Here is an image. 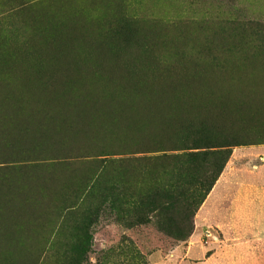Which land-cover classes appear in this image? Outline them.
<instances>
[{"label":"rangeland","instance_id":"rangeland-1","mask_svg":"<svg viewBox=\"0 0 264 264\" xmlns=\"http://www.w3.org/2000/svg\"><path fill=\"white\" fill-rule=\"evenodd\" d=\"M157 34L165 38L168 47L163 54L165 59L161 54L156 55L165 60V64L206 62L220 58L225 49L229 50L225 53L227 65L223 77L215 80L227 89L222 95L228 94L227 100L222 98L225 119L222 113L217 112L221 117L215 115L216 107L215 110L208 103L211 98L205 100L207 106L194 94L195 90L190 94L180 83L155 81L162 88L176 87L182 101L194 99L192 102L200 106L188 109L190 112L184 115L181 113V117L175 116L173 126L164 132H145L147 135L143 131L135 132L108 141L31 142L23 139L24 136L19 139V136L4 133L0 136V264H197V260L186 255L187 247L194 243L210 249V254L217 252L214 264H224V257L218 252L229 237L227 232L209 227L195 232L197 212L193 206L204 195L206 186L223 171L232 149L264 145V0H0V74L11 69L20 77L16 80H26L32 87L40 86L42 91L79 76L81 86L88 88L86 83L92 84L89 78L93 77L90 72L88 76L87 69L80 70L87 74L69 69L66 73L71 72V77L66 81L65 68L96 59L119 61L131 50L133 53L150 50L147 42ZM223 42L227 45L222 46ZM107 69H104L109 70L107 74L100 71L102 74L94 77L98 80L101 76L98 81L95 79V84L102 82L104 72L109 78L112 69ZM118 70L115 69L116 74L112 71L110 77L125 74L135 79L134 84L137 82L138 73L131 76L123 69L119 74ZM142 70L140 68V74ZM61 73L62 78L59 77L65 78L63 81L58 77ZM83 75L85 79L88 76V82L83 81ZM139 77L138 85L143 83L149 88L143 93L145 99L152 100L155 93L159 97L160 87L156 91L154 82L151 83L154 79ZM143 78H148V82ZM204 78L207 76H199L195 83ZM12 81L15 82L14 78L10 83ZM101 82L99 87V83L97 87L92 84L95 91L103 90L100 87L105 82ZM68 83H63L62 87H68ZM91 84L88 89L92 91ZM5 88L0 87V94ZM149 90L153 95L148 97ZM109 91L111 93L107 94L115 93L112 89ZM192 92L196 96L193 99ZM220 92L217 94L221 95ZM115 95H108L113 97L110 99L112 107L117 102L118 94ZM139 95V101L150 109L166 97L161 95V99L155 97L151 102L138 94L133 95V100ZM175 97L172 98L176 100ZM72 98L70 102L66 100L70 104L65 107L68 110L78 100ZM95 98V107L102 105L106 109V99L102 97L105 104H100L99 95ZM94 101L89 105L91 109ZM192 102L182 103L178 111ZM78 103V107L73 104V110H81L75 111L77 115L72 110L74 114L64 111L63 107L62 112L70 115L57 111L61 108L56 110L66 117L64 125L73 114L74 119H71L77 129V119L87 123L94 114L95 109L86 108L84 103V106L79 103V108ZM3 105L0 108H4ZM102 106H99L100 112L104 109ZM84 109L91 110L89 117L84 116L87 120L78 115H84ZM8 110L0 112L4 113L0 122L5 123L0 124L7 125V129H10L8 122L13 129L22 127L18 121L24 116L16 113L15 120H11L14 115L9 114L13 118H8L9 115H5ZM43 110L46 117L55 113L40 109ZM103 111L99 113L104 115ZM36 114L40 119L41 113ZM28 115V120L34 119L32 114ZM108 115L105 116L113 118ZM75 116L80 118L75 119ZM219 117L226 120L225 126L219 125ZM25 118L20 120L24 119L25 123ZM59 120L62 119L53 123L49 119L47 124ZM40 121L34 125L32 120L30 124L34 128L46 124L43 120L36 125ZM74 128L69 127L73 132ZM80 134L78 136L82 137ZM176 192L179 196L171 197ZM222 193L221 189L220 201ZM237 261L235 264H240Z\"/></svg>","mask_w":264,"mask_h":264},{"label":"bare ground","instance_id":"bare-ground-1","mask_svg":"<svg viewBox=\"0 0 264 264\" xmlns=\"http://www.w3.org/2000/svg\"><path fill=\"white\" fill-rule=\"evenodd\" d=\"M139 51V50H138ZM133 54V53H132ZM131 55V54H130ZM133 55H135V54H133ZM143 56V55H142ZM149 56V55H148ZM150 57V56H149ZM151 58V57H150ZM124 59H125V57H124ZM127 59V58H126ZM131 59V58H130ZM148 59V58H147ZM104 61V60H103ZM112 62H114V61H112ZM123 62V61H122ZM144 62V61H143ZM149 62H152V61H149ZM117 63V62H116ZM145 63V62H144ZM96 64H97V62H96ZM96 64H94V65H96ZM121 64V63H120ZM128 64V63H127ZM133 64V63H132ZM85 65V64H84ZM99 66H100V64H99ZM106 66V65H105ZM131 66V65H130ZM129 66V67H130ZM142 66L144 67V65L142 64ZM73 67V66H72ZM95 67V66H94ZM101 67V66H100ZM107 67V66H106ZM115 67V66H114ZM121 67H122V64H121ZM80 68V67H79ZM84 68V67H83ZM99 68V67H98ZM119 68V70H120V67H118ZM118 68H117V70H118ZM127 68V67H126ZM131 68H133V67H131ZM100 69V68H99ZM98 69V70H99ZM105 69V68H104ZM109 69V68H108ZM107 69V70H108ZM111 69H112V71L115 73H117V71H115V69L116 68H112L111 67ZM123 69V68H122ZM122 69L120 70V72H121V74H122ZM142 69V68H141ZM153 69V68H152ZM73 70V69H72ZM89 69H87V73H88V76H89V71H88ZM97 70V71H98ZM106 70V69H105ZM105 70H101V71H105ZM119 70H118V73L120 74V72H119ZM123 70H125L126 71V69H123ZM7 71V70H6ZM68 71H70V70H68ZM77 71V70H76ZM80 71V70H79ZM79 71H77V72H79ZM84 71V70H83ZM86 71V70H85ZM95 71H96V69H95ZM112 71H110L111 73L110 74H108V76L110 75H112ZM73 72V71H72ZM76 72V73H77ZM81 72V74H87L86 72H84V73H82V71H80ZM92 72V71H91ZM106 72V71H105ZM105 72H104V75H103V80H102V82H105V84H102L103 86H101L100 88H102L103 87V90H105V91H103L102 89L101 90H98V91H95V90H97V89H95L94 88V86L92 85V84H94L95 85V87H97L96 85L98 84V87H99V85H100V82H98V83H94V81H95V79L96 78H94L93 76V79H90L89 78V80L92 82L93 81V83L91 84V83H86L88 86V88H89V84H91V87L93 86V88H94V90L92 89V91H91V89H88V88H86V85L84 86H81V84L79 83L80 81H82L81 80V78H79V76H77V77H75L76 79L77 78H79V80H73L72 81V79L71 80H68V82H64L63 80L65 79L66 81H67V79H69V78H67L68 76H70L71 77V72H67V73H64V77L65 78H63V79H61L62 78V75L63 74H61V78L59 77V75H58V77L60 78V80H62L63 81V83H68V87H66L67 85H65V87L63 86L62 87V85H63V83H62V85L60 86V84H59V82L57 83V80H58V77H57V80L55 81V83H57V85H54V86H56V87H59V88H53L52 86V89H44V87L46 86H41V88H43L44 90L42 91V89H40L39 87L37 88V87H32V85H30L28 82H26V80H18L20 77H17L18 79V82H17V80L14 78V81L17 83V84H15L14 86L12 85L11 86V84H13V83H15V82H13V83H10L11 82V78H9L8 80L10 81L9 83H10V85H5L4 86V84H5V82L3 81V83L2 84H0V87L1 86H3L4 88L7 86L8 88H5L3 91H4V94H2V92H1V94H0V96H2V99L0 98V100H4L3 101V104H1V105H3L4 106V110H0V112H2V111H4L5 112V108L7 109L8 107L10 108V106H11V109L14 111V109H15V113L13 112V113H8V111L9 112H11L10 110H8L6 113H5V115L7 116V114L9 115V114H13V115H9V117L8 118H13L14 117V119H11V120H15V118L17 117V115L15 116V114H16V112L19 114L18 116H24V117H21V118H19V121H18V119H16V121H18L22 126H23V124L24 125H26V122H28L29 121V125H31V128H34L33 126L35 125L34 123L35 122H37V121H40L39 120V118L38 117H35V112H37L38 111V108L39 107H44L43 109H45V110H48L49 111V109L52 111H55V113L53 112V115L52 114H50L51 116H53L54 117V114H55V118H57L56 119V121H58V119H60L59 117H61V118H63L62 119V123L63 122H65V120H66V117L64 118L63 116V114L65 113H63L62 111L64 110V109H62V106L64 105V104H66V106H64L63 108H65V107H69L70 106V104H68V101L66 102V100H69V102H70V99L72 98V97H74V98H72L73 99V101H74V99H78V100H80V102L79 103H81L82 101V105H83V103H84V105L86 104V108L87 107H90L89 105H93V101L95 102V104H94V106H93V108L92 109H95V112H96V108H97V106L95 107V105H96V96L98 97V95H99V98L100 99H102V97L104 98V99H106L107 97H108V95L109 96H114L115 95V93H118V98H119V100H120V98H122V96L124 97L123 99H121L120 101L118 100V98L116 99V98H114V100L116 99L117 100V102H115L116 104H118L117 106H116V104H113V107L115 106V108H113L112 106H111V104L113 103L112 102V100H111V102H110V99H112L113 97H111V98H109V99H106L105 101H106V104H107V107H106V109L102 106V105H99V106H102L103 108H101V109H103L102 111H103V113H104V115H101L100 113L102 112H100L98 109H99V106H98V108H97V110H98V113H95V114H92V116H91V118L89 117V113H91V107L89 108V109H91V110H88V109H84L82 112L83 113H85L84 115L82 114V113H80V114H78V115H82V118L86 115V116H88L89 118H88V120L86 119L87 117H84L83 119L85 120H87V123H86V121H81V122H79L80 121V119L78 120L77 118L79 117H77L76 118V116H75V119H77L75 122H77L78 121V125L81 123H83L84 125H82V127H83V129H82V127H81V124L79 125L81 128L79 129L78 127V125H77V129H79V130H81L82 131V133H85V135L87 134V131H88V133L90 134V135H93V134H95V136L97 135H99V134H102V135H104V134H106L107 136H109V137H115V138H117V137H123V136H127V135H132L133 133V131L134 130H136L137 129V127H139V128H141L142 127V129H144L145 130V132H146V129H147V132L146 133H148L149 131L148 130H150V131H154V130H161V129H164V128H168V125L170 124V121L173 123V120H171L170 118H168L170 121L169 122H167L168 123V125H166L167 127H165L164 125L165 124H167L165 121H167V120H165V118L166 117H164L163 116V113L166 115V112H167V110L170 108L171 109V107H169V108H167V106H166V108L167 109H165V107L163 106L164 105V102L162 101V103L163 104H161L160 105V101L161 100H158V99H161L162 97H161V95H164V96H167L166 95V93H165V90L164 89H167L168 90V88L167 87H160L159 85H157V83H155V81H153L152 79V82L151 83H153V85H154V89H157L156 91H158V89H159V87H160V90L158 91V95H159V97H161V98H159L158 96V98L155 96V95H157L155 92V95H153V93L150 91L151 89H153L152 87H151V89L148 91V92H146V93H148V94H146L147 96L149 95V94H152L153 95V98L154 99H156L157 98V100L159 101V103H154V104H159L160 105V107H158V106H155V108H161V106H162V109L161 110H159V112H161L162 110H163V108L165 109L164 111H163V113H162V117L161 116H159L160 114H156L155 112H154V114L158 117L159 116V118H157L156 116H154V114H153V112H152V110L154 111L155 110V108H147L148 107V105H144L143 104V102L141 101H139V98H140V95L139 96H136V98L137 97H139V98H135V101L133 100V95H138V94H141V98L143 99V96H144V99H145V95L143 94L145 91H147L149 88L147 87L148 85L147 84H145V85H147V86H144L143 85V83L142 84H140V85H138V83H140V78L141 77H139V78H137L139 75H143V77L144 76H146V75H144V73H143V71H142V73L140 74V72L137 74L138 76L136 77L135 76V78H136V80H137V84L135 85L134 84V81H135V79H134V81H133V78L132 79H130L129 77H125V74H124V77L121 75H115L114 73V75L115 76H112V77H110L109 76V78H107L106 77V74L109 72V70H108V72H106V74H105ZM127 72V71H126ZM126 72H123V73H126ZM131 72V71H130ZM69 73V75H67V76H65V74H68ZM8 74V73H7ZM11 74H12V72H11ZM74 74H75V72H74ZM81 74H75V75H81ZM100 74H102V72L100 73ZM128 73H126V75H127ZM132 74L133 73H131V76H132ZM4 75V74H3ZM6 75V74H5ZM9 75V74H8ZM8 75L6 76V78L8 77ZM13 75V74H12ZM11 75V76H12ZM73 75V74H72ZM91 75H93V74H91ZM90 75V76H91ZM129 75V74H128ZM136 75V74H135ZM15 75H13V77H14ZM87 76V75H86ZM88 76L86 77V79H85V77H84V75H83V81L84 80H87V78H88ZM98 76H100V75H98ZM98 76H97V78H98ZM118 76H120V77H118ZM214 76V75H213ZM9 77H10V75H9ZM115 77V78H114ZM134 77V76H133ZM146 77H148V76H146ZM101 78V76L98 78V80ZM1 79V78H0ZM2 79H5V77L3 76V78ZM147 79V82H148V78H146ZM146 79L144 80V78L142 79V80H144V81H146ZM89 80H87V81H84V82H88ZM97 80V79H96ZM97 80V81H98ZM142 80H141V82H142ZM151 80H149V81H151ZM20 81V82H19ZM54 81H52V82H54ZM1 82V81H0ZM101 82V83H102ZM146 82V83H147ZM8 83V81L6 82V84H9ZM82 83V82H81ZM145 83V82H144ZM53 84V83H52ZM52 84H50V85H52ZM85 84V83H84ZM225 84L227 85V82H225ZM30 85V86H29ZM141 85H143V86H141ZM152 85V84H151ZM152 85V86H153ZM157 85V86H156ZM11 86V87H10ZM159 86V87H158ZM48 88H49V86H47ZM50 87V88H51ZM150 87V86H149ZM158 87V88H157ZM172 87V86H171ZM170 87V89L171 90H169V91H171V93L173 92V90H174V88H173V90H172V88ZM108 88H109V90H111L112 89V92L113 91H115V93L113 94H107V93H111V91H109L108 90ZM195 89H193V90H195V91H193L194 92V94L195 95H199V97L198 98H200V99H202L201 101H203L204 100V104H207V106L210 104H212L213 105V107H214V109H215V107H216V109H217V111H213V107H212V111L215 113L216 112V114L215 115H217V116H220L219 115V113H224V112H222L223 110H222V108H224V101H223V99H226L227 100V97H228V94L225 96V97H222V95H223V93H227V89H225L224 87H223V84H216V82H215V80H213V79H210V80H208L207 78H204V79H202V80H200L198 83H196L195 84V87H194ZM108 91H107V90ZM161 89H163V94L161 93V94H159V92L161 91ZM182 89V90H181ZM2 89H0V91H1ZM166 90V92H167V94L169 93V91H167ZM180 90L181 91H183V87H181L180 88ZM47 91V92H46ZM107 91V92H106ZM175 91V90H174ZM218 91V92H217ZM219 91H221L222 92V94L221 95H218L217 93H219ZM103 92H105L106 94H102ZM130 92H133L134 94L132 95V99H131V94H130ZM162 92V91H161ZM193 92H192V95H190V96H192L191 98L193 99V96H195L194 94H193ZM220 92V93H221ZM136 93V94H135ZM170 93V94H171ZM143 94V95H142ZM170 94H168L169 96H170ZM174 94V93H173ZM173 94H172V96H170V103L172 104V97H173ZM191 94V93H190ZM102 95H104V96H102ZM105 95H106V97H105ZM121 95V96H120ZM128 95H130V98H129V96ZM152 95H151V97H152ZM72 96V97H71ZM93 96H95L94 98H93ZM115 96H117V95H115ZM163 96V97H164ZM169 96H167V97H165V99L167 98L168 100H169ZM149 97V96H148ZM156 97V98H155ZM196 97V96H195ZM194 97V98H195ZM213 97V98H212ZM131 99V100H129V99ZM152 98V100H154ZM212 99L210 102L208 101V103H207V101H205V100H208V99ZM222 99V100H219V99ZM104 99H102V100H100V104H102L103 102H104ZM125 99H127V100H129V101H132L133 100V102H128L127 103V101L125 100ZM141 99V100H142ZM143 99V100H144ZM150 98H148V99H145V100H149ZM78 100H77V102L75 103H73V104H75V106L77 105V103H78ZM97 100H98V98H97ZM115 100V101H116ZM122 100H125V101H123L122 102ZM136 100L138 101V102H136ZM152 100L150 99V101L152 102ZM157 100H156V102H157ZM162 100H164L163 98H162ZM194 100V99H193ZM192 100V101H193ZM199 100V99H198ZM150 101H148V102H146L147 104H150ZM188 101V100H187ZM191 101V102H192ZM195 101V100H194ZM200 101V100H199ZM198 101V102H199ZM220 101V102H219ZM107 102H109V103H107ZM125 102V103H124ZM144 102V103H145ZM155 102V101H154ZM189 102V101H188ZM9 103H10V106H9ZM71 103V104H72ZM79 103H78V105H79ZM145 106H143L142 104ZM145 103V104H146ZM174 103V102H173ZM193 103H194V106H195V108H197L198 106H197V104L198 103H195V102H192L191 104H189L190 106L192 105L193 106ZM201 103V102H200ZM8 104V105H7ZM73 104H72V106H71V109L70 110H68L67 108H65L66 110H64V111H66L67 112V110H68V112L70 111L71 113H75V111L76 110H78V108H75V110H73L74 109V107L75 106H73ZM80 104V105H81ZM98 104V103H97ZM104 104H105V102H104ZM108 104H110L109 106L110 107H108ZM152 104V103H151ZM153 104V105H154ZM165 104L167 105V104H169V102H165ZM0 105V106H1ZM7 105V107H5ZM80 105H79V108H80ZM83 105V106H84ZM88 105V106H87ZM152 105V107H154ZM172 105H174V104H172ZM12 106L14 107V109L12 108ZM82 106V107H83ZM150 106V105H149ZM170 106V105H169ZM191 106V107H192ZM197 106V107H196ZM200 106V105H199ZM76 107H78V106H76ZM95 107V108H94ZM222 107V108H221ZM2 108H0V109H2ZM8 108V109H9ZM41 108H39V111H40V109ZM48 108V109H47ZM60 109L59 111H61V112H59L60 113V115L61 116H59V115H57V114H59L57 111V109ZM84 108V107H83ZM83 108H81V109H83ZM109 108V109H108ZM110 108H112L111 110H112V112H110L111 110H110ZM147 108V109H146ZM209 108V107H208ZM220 108H221V110H220ZM100 109V110H101ZM107 109H108V113H106L107 112ZM150 109V110H149ZM169 109V110H170ZM174 109H176V107L174 106V108H172V110H173V112H174ZM191 109V108H190ZM215 109V110H216ZM57 110V111H56ZM73 112H72V111ZM157 110V109H156ZM155 110V111H156ZM172 110H171V112H172ZM211 110V109H210ZM209 110V111H210ZM218 110H220V111H218ZM79 111H81L80 109L78 110V111H76L77 113H79ZM89 111V112H88ZM94 111V110H93ZM92 111V112H93ZM177 111V110H176ZM188 111V110H187ZM187 111H185L186 113H187ZM100 112V113H99ZM156 112H158V110L156 111ZM170 111L169 112H167V113H171ZM184 112V113H185ZM190 112V111H189ZM211 112V111H210ZM217 112H219L218 114H217ZM35 113V114H34ZM39 112H37V114H38ZM41 113V114H40ZM40 115H42V116H45L46 117V115H44V114H47V113H44V110H43V112H41L40 111ZM44 113V114H43ZM50 113H52V112H50ZM73 113V114H74ZM102 113V114H103ZM179 113H180V111H179ZM184 113H183V115H184ZM207 113H209L208 111H207ZM28 114H30V116H31V114H32V116L34 117V119H36L35 120V122H34V119H32L33 120V123H32V120H31V122H30V120H28L30 117H27V115ZM34 114V115H33ZM36 114V115H37ZM38 114V115H39ZM48 114H49V112H48ZM66 114V113H65ZM68 114V113H67ZM66 114V115H67ZM73 114H71V116L73 117V119H74V116H73ZM88 114V115H87ZM108 114H110L111 115V117H113V118H108L107 116H109ZM153 115V116H151V115ZM211 114V113H210ZM2 115H3V117H4V113H1L0 114V119H1V117H2ZM39 115V116H40ZM50 115H47V117H50ZM65 115V116H66ZM68 115H70V113L68 114ZM75 115H77L76 113H75ZM105 115H107V116H105ZM149 115V116H148ZM181 116H182V114H180ZM179 115V116H180ZM11 116H13V117H11ZM25 116H26V118H25ZM29 116V115H28ZM42 116H41V118L40 119H42V121L43 120H45L44 119V117L42 118ZM56 116H59V117H56ZM151 116V117H150ZM171 116V115H170ZM175 116H178V112H176V114L174 115V119H175ZM180 116V117H181ZM222 116V115H221ZM220 116V117H221ZM3 117H2V119H3ZM68 117V116H67ZM72 117H70V119L72 118ZM160 117H161V119H163V117H164V119H163V123H162V120L160 119ZM220 117H219V119H220ZM223 117H224V114H223ZM222 117V118H223ZM6 118V117H5ZM22 118H25V119H27L26 120V122L25 123H23V120H20V119H22ZM32 118V117H31ZM38 118V119H37ZM80 118V117H79ZM81 118V119H82ZM1 119V120H2ZM7 119V118H6ZM6 119H5V121H6ZM54 119V118H53ZM68 119V123L66 122L65 123V125L66 124H68L67 126H69L70 125V123L71 122H73L72 124H71V126H69L70 128H74V126H73V124H74V121H72V119H71V122L69 123V118H67ZM223 119H225V117L223 118ZM47 120H49L48 118L44 121V122H46V124L48 123V121ZM52 120V119H51ZM64 120V121H63ZM158 120H161V121H158ZM165 120V121H164ZM4 121V120H3ZM9 121V120H8ZM7 121V122H8ZM16 121H15V124L17 125L18 123H16ZM22 121V122H21ZM25 121V120H24ZM42 121H40L39 123H36V125L37 124H40V123H42ZM54 120H52V122H53ZM61 120H59V122H60ZM67 121V120H66ZM152 121V122H151ZM175 121V120H174ZM222 121V120H221ZM225 121V120H224ZM12 123H14L13 121H11ZM51 122V121H50ZM58 122V124H60ZM85 122V123H84ZM0 123H4V122H0ZM30 123H32V124H34L33 126H32V124H30ZM54 123V122H53ZM53 123H52V125H53ZM57 123V122H56ZM165 123V124H164ZM222 123H225V122H222ZM5 124V123H4ZM4 124H0V125H4ZM8 124V126H10V129L12 128L13 129V127H11L12 125H10V122H8L7 123ZM19 124V125H20ZM45 124V125H46ZM14 125V124H13ZM42 125V124H41ZM40 125V126H41ZM44 125V124H43ZM43 125H42V127H43ZM50 123H49V127H50ZM75 125H76V123H75ZM162 125H163V127H162ZM173 125V124H172ZM223 125H225V124H223ZM5 126H7V125H4V127ZM15 126V125H14ZM39 126V127H40ZM16 127H18V126H15L14 127V129L16 128ZM19 127H21V126H19ZM36 127H38V125L36 126ZM39 127H38V129H39ZM53 127H54V125H53ZM58 127V126H57ZM56 127V128H57ZM69 127H67V128H69ZM169 127H170V125H169ZM66 128V129H67ZM7 129V128H6ZM8 129H9V127H8ZM46 129V128H45ZM51 129H55V128H51ZM59 129V128H58ZM75 130H77L76 128H74ZM166 129H164L165 131H166ZM49 130V128H47V131ZM65 130V129H64ZM63 130V131H64ZM71 131H72V129H70ZM74 130V132H76L75 134H77L78 132V134H80V132L81 131H75ZM139 129H137L136 130V132L138 131ZM55 131V130H54ZM66 131V130H65ZM84 131V132H83ZM158 131V132H159ZM41 132H43V131H41ZM44 132H45V130H44ZM52 132H53V130H52ZM139 132H142L141 131V129L137 132V133H139ZM145 132L143 131V133L145 134ZM161 132H164V131H161ZM47 133H49V132H47ZM73 133V132H72ZM135 133V132H134ZM141 134V135H144V134ZM155 133H157V131L155 132ZM160 133V132H159ZM50 134H51V132H50ZM55 134V132L53 133V135ZM65 133L63 132V135H64ZM68 134H70V132L68 133ZM75 134L73 133L72 135H74L75 136ZM77 134V135H78ZM89 134H87L86 135V137L85 138H87V136L89 135ZM139 134V135H140ZM158 134V133H157ZM52 135V136H53ZM61 135H62V133H61ZM81 136H82V138H83V136H85L84 134H80ZM88 136L89 138H94L95 136L93 135L92 137L91 136ZM135 135H137V134H135ZM145 135H147V134H145ZM44 136H46L45 134H44ZM52 136H50L51 137V139H52ZM57 136H58V134H57ZM96 136V137H97ZM100 136V135H99ZM99 136H98V138H99ZM47 137H49L48 135H47ZM46 137V138H47ZM56 137V136H55ZM61 137V136H60ZM65 137V136H64ZM76 137V136H75ZM59 138V137H58ZM57 138V139H58ZM84 138V139H85ZM43 139V138H42ZM48 139V138H47ZM50 139V140H51ZM57 139H56V141H57ZM69 139H70V137H69ZM81 139V138H80ZM49 140V139H48ZM54 140V139H53ZM65 140V139H64ZM92 140H94V139H92ZM102 140V139H101ZM83 141V140H82ZM84 141H86V140H84ZM52 142V141H51ZM62 142V141H61ZM65 142H66V140H65ZM65 142H63V143H65ZM70 142V141H69ZM97 142H98V140H97Z\"/></svg>","mask_w":264,"mask_h":264},{"label":"crops","instance_id":"crops-1","mask_svg":"<svg viewBox=\"0 0 264 264\" xmlns=\"http://www.w3.org/2000/svg\"><path fill=\"white\" fill-rule=\"evenodd\" d=\"M195 218V232L205 227L227 232L218 252L224 264H264V145L232 149ZM216 254L197 243L186 251L197 264H214Z\"/></svg>","mask_w":264,"mask_h":264},{"label":"trees","instance_id":"trees-1","mask_svg":"<svg viewBox=\"0 0 264 264\" xmlns=\"http://www.w3.org/2000/svg\"><path fill=\"white\" fill-rule=\"evenodd\" d=\"M78 25V24H77ZM165 38L164 37H162V36H158V34L157 35H154L153 37H151V39H150V41L149 42H147L148 44V46L150 47V50H146V51H138V50H136L134 53H133V51L131 50L128 54H126V56H125V59L123 58H121L119 61H114V62H112L111 60H109V59H103V60H92V61H89V62H86V63H84V64H80V65H76V66H74V65H72V66H70V67H67V68H65V71L63 72V73H66V71H68L69 69H73V70H84V69H89L88 71L91 73V74H93L92 76L94 77V76H96L97 74H100V71L101 70H104V68L105 69H107V68H118V67H121V64H122V67L121 68H123V69H126V71L127 72H129V73H133V74H137V73H139L140 72V68H143V72H144V74L146 75V76H148L149 78H152V79H154V81H160V82H163V83H170V82H175V83H180V84H182V85H184V87H185V92H187V93H191V91L193 90V88L195 87V80H196V78H198L199 76H201V75H204V76H207V78H208V80H210V79H213V80H221V77H223V72H225V68H226V65H227V63H226V60H225V53L226 52H229V50L228 49H225V53L224 54H222L221 55V57L220 58H217V59H215V58H213V59H207V61L206 62H202V61H198V60H194V61H188V62H185V61H180V62H175V64L174 65H172V64H165L164 62H165V60H162V59H160V58H157L156 57V55H162V56H164L163 58L165 59V55H163V54H165V51H167L168 50V47H166V45H165ZM222 44V46H225V45H227L225 42H223V43H221ZM135 54V55H133V54ZM131 54V55H130ZM143 55V56H142ZM151 57H149V56ZM131 56V57H130ZM127 58V59H126ZM131 58V59H130ZM148 58V59H147ZM123 61V62H122ZM145 63H144V62ZM149 61H152V62H149ZM96 62H97V64H96ZM117 62V63H116ZM121 63V64H120ZM128 63V64H127ZM133 63V64H132ZM94 64H96V65H94ZM99 64H100V66H99ZM142 64H144V67L142 66ZM107 67H106V66ZM131 65V66H130ZM260 66H263V64L261 65V64H259ZM95 66V67H94ZM115 66V67H114ZM130 66V67H129ZM80 67V68H79ZM84 67V68H83ZM100 69H99V68ZM127 67V68H126ZM131 67H133V68H131ZM153 68V69H152ZM95 69H96V71H95ZM99 69V70H98ZM98 70V71H97ZM92 71V72H91ZM131 71V72H130ZM11 72H12V74L13 75H15L14 77H13V75L11 74ZM10 75V77H9V75ZM63 73H61V74H63ZM60 74V75H61ZM8 75V77L6 78V76ZM12 75V76H11ZM59 75V74H58ZM214 75V76H213ZM262 75V74H261ZM3 76L5 77V79H2L3 78ZM17 78V77H19V75H18V73L17 72H14V71H12L11 69L10 70H7L6 71V75H5V73H4V75L3 74H0V84H2L3 83V81L6 83L7 81H8V79L9 78ZM262 77H264L263 75H262ZM137 81V80H136ZM49 84V83H48ZM47 85V84H46ZM45 86V85H44ZM172 88V87H171ZM173 88H174V90H173ZM172 88V90H173V92L171 93V91H169V90H171L170 88H168V90L167 89H164L165 90V93H166V95L167 96H169L168 94H170V96H172V94H173V96L175 97V98H177L176 100H174V98H172V101L174 102H172V104H174V105H172L170 102V96H169V100L166 98L165 100H162L163 102H164V107H165V109H167V108H169V107H171V109L169 110H167V112H171V110H172V108H174V106L176 107V109H174V112H173V110H172V112L171 113H175L176 114V112H178V115H180L181 113H184L185 111H187L188 109H193L195 106H194V103H193V106L191 107L189 104L179 113V108H180V106H181V104L182 103H185V102H191L190 101V99H188V101L185 99L184 101H182L181 100V98H180V96H178V92L176 91V87H173ZM107 90V89H106ZM166 90L167 91H169V93L167 94V92H166ZM105 91V90H104ZM131 93H133V92H130V94ZM118 94V93H117ZM162 94H163V91H162ZM165 95V94H164ZM166 96V97H167ZM219 100H222L221 98L219 99ZM162 101H160V105L161 104H163L162 103ZM169 102V104H165V102ZM5 102V101H4ZM220 102V101H219ZM6 103V102H5ZM4 103V104H5ZM159 103V102H158ZM176 103H178V104H176ZM196 103V102H195ZM187 104V103H186ZM191 104V103H190ZM8 105V104H7ZM7 105H6V107H7ZM157 105V104H156ZM160 105L158 104V107H160ZM170 105V106H169ZM246 104H244V105H242V107H244ZM9 106H10V103H9ZM64 106H66V104H64L62 107H64ZM166 106H167V108H166ZM197 106H199V104H197ZM196 106V107H197ZM9 108V107H8ZM12 108L14 109V107L12 106ZM39 108H41V107H39ZM39 108H38V111H39ZM44 107H42L41 109H43ZM151 108H154V107H151ZM222 108V107H221ZM221 108H220V110H221ZM11 109V106H10V108H9V110ZM46 109V108H45ZM48 109V108H47ZM59 109V108H58ZM158 110V112H156L157 110ZM162 109V106H161V108H155V110L153 111L152 110V112H153V114H154V112L158 115V114H160L159 116H161L162 117V113H163V111L165 110L164 108H163V110L161 111V112H159V110H161ZM223 109V108H222ZM50 110V109H49ZM177 110V111H176ZM10 111H13L12 109L10 110ZM37 111V112H38ZM51 111V110H50ZM59 111V110H58ZM189 111V110H188ZM219 111V110H218ZM222 111V110H221ZM14 113H15V109H14V111H13ZM12 112V113H13ZM112 112V111H111ZM165 112V111H164ZM166 112V114H168ZM17 113V112H16ZM96 113H98V112H96ZM95 114V113H94ZM175 114H173V115H171V116H169L168 118H172L171 120H173V123L175 122L174 120V115ZM153 116V115H152ZM154 116H156L155 114H154ZM159 116L157 117V118H159ZM163 116L165 117V114L163 113ZM44 117V119L46 120V118H48V119H52V120H56L57 118H55V117H45V116H42V118ZM161 117H160V119H161ZM164 117H163V119H164ZM54 118V119H53ZM60 119H63V118H61V117H59ZM167 117L165 118V120H167L168 119ZM163 119H161L162 120V123H163ZM39 120H42V119H39ZM161 120H158V121H161ZM164 120V121H165ZM222 120V121H221ZM62 121V120H61ZM170 120L168 119L167 121H165L166 123L167 122H169ZM222 122H225L226 123V120L224 121L223 119H219V125L220 126H225V125H223V124H225V123H222ZM171 121H170V127H169V125H168V123L167 124H165L164 126L165 127H167L166 125H168V128L166 129V128H164L163 127V125H162V127L164 128V129H166V130H168L169 128H171L173 125V124ZM53 125H54V127H53ZM53 125H50V127H49V124H47V125H43V127H42V125L40 126V125H38V127H39V129H38V127H36V128H31V126L30 125H23L22 127H17V128H15V129H6L4 126H0V136L1 135H3L4 133H6V134H8V135H13L12 137H16V136H19V139H21V136H24V138L23 139H28L29 141H34V140H41V141H47V142H51L52 141V143H63V142H65V140H66V142L65 143H72V144H82V143H88V142H97V140L98 141H108V140H113V139H121L120 137H117V138H115V137H109V136H107L106 134H104V135H102V134H100V136H99V138L98 137H94V138H82V137H79L77 134H75L76 132H73V131H71L69 128H67L66 127V125H64L63 123H60V124H58V123H55V124H53ZM58 126V127H57ZM57 127V128H56ZM46 128V129H45ZM47 128H49V130L47 131ZM51 128H55V129H51ZM59 128V129H58ZM67 128V129H66ZM66 131H65V130ZM137 129H141V131H144L145 132V130L144 129H142V127L141 128H139V127H137ZM136 129V130H137ZM164 129H161L160 131L159 130H154V131H150V130H148L149 132H156L157 131V133H159V132H161V131H165ZM44 130H45V132H44ZM52 130H53V132H52ZM55 130V131H54ZM64 130V131H63ZM136 130H134L132 133H134V132H136ZM138 130V131H139ZM41 131H43V132H41ZM137 131V132H138ZM159 131V132H158ZM47 132H49V133H47ZM50 132H51V134H50ZM55 132V134L53 135V133ZM63 132L65 133L64 135H63ZM70 132V134H68ZM75 134V136L74 135H72L73 133ZM146 132H147V129H146ZM61 133H62V135H61ZM44 134L46 135V136H44ZM57 134H58V136H57ZM47 135L49 136V137H47ZM53 135V136H52ZM50 136H52V139H51V137ZM56 136V137H55ZM61 136V137H60ZM65 136V137H64ZM49 139H47V138ZM59 137V138H58ZM69 137H70V139H69ZM43 138V139H42ZM58 138V139H57ZM81 138V139H80ZM51 139V140H50ZM54 139V140H53ZM56 139H57V141H56ZM65 139V140H64ZM92 139H94V140H92ZM102 139V140H101ZM83 140V141H82ZM84 140H86V141H84ZM62 141V142H61ZM70 141V142H69ZM230 155H231V152L229 153V155H228V158H227V161H228V159H229V157H230ZM227 161H226V163H227ZM225 163V164H226ZM224 167H225V165H224ZM224 167H223V169H224ZM222 169V170H223ZM222 172V171H221ZM221 172L219 173V175L216 177V179H214L212 182H210L207 186H206V189L204 190V195L200 198V200L199 201H197L196 203H194V209L196 210V212L199 210V208L201 207V205L204 203V201H205V199L207 198V196L209 195V193H210V191L212 190V188H213V186L215 185V183H216V181L218 180V178H219V176H220V174H221ZM171 194V193H170ZM169 194V195H170ZM179 193L178 192H176V193H174V194H172L171 195V197L173 196V195H178ZM183 196V194H180V196ZM185 195V194H184ZM179 196V195H178ZM183 201H185V197L182 199V202ZM3 240H6L5 238H3ZM2 242H7V241H2ZM140 264H144V263H140Z\"/></svg>","mask_w":264,"mask_h":264}]
</instances>
